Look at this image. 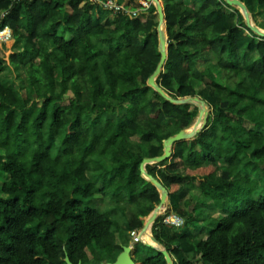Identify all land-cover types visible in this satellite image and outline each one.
I'll list each match as a JSON object with an SVG mask.
<instances>
[{
  "label": "trees",
  "instance_id": "1",
  "mask_svg": "<svg viewBox=\"0 0 264 264\" xmlns=\"http://www.w3.org/2000/svg\"><path fill=\"white\" fill-rule=\"evenodd\" d=\"M241 1L258 22L264 0ZM191 3L163 0L169 49L157 82L175 100L201 96L210 111L171 159L146 165L168 192L167 211L185 220L173 229L160 214L152 234L174 264H264V193L252 197L264 189V37L225 0ZM0 11V32L16 40L9 60L0 46V170L9 175L0 264L114 262L161 203L144 159L162 156L199 115L148 83L162 57L157 8L105 22L86 0H0ZM12 66L25 73L19 86L4 77ZM210 202L226 214L209 218ZM134 259L168 264L142 242Z\"/></svg>",
  "mask_w": 264,
  "mask_h": 264
},
{
  "label": "water",
  "instance_id": "2",
  "mask_svg": "<svg viewBox=\"0 0 264 264\" xmlns=\"http://www.w3.org/2000/svg\"><path fill=\"white\" fill-rule=\"evenodd\" d=\"M146 1H151L154 2L157 8V13L159 15V34H160V44H159V48L162 54L161 57V61L158 65L157 70L155 71V73L149 78L148 83L151 87H153L154 89H156L159 93H161L166 99L177 103V104H183V103H194V102H200L203 108H200L199 105L197 104V106L199 107V115H198V119L197 122L195 123V126L193 129H187V130H182L180 131L178 134L169 137L167 140L164 141V154L160 157H156V158H146L144 159L142 165H141V170L143 175L152 183H154L161 191L162 196H161V203L157 206V208L152 212L151 217L149 219L151 226L154 224L155 220L157 219V217L159 216V214H161V211L164 207L167 206L168 204V192L166 190V188L161 184V182L154 178L152 175H150L147 171H146V165L147 164H154V163H160L162 161H165L167 159H171L173 156V147L175 146L176 143L183 141V140H187V139H193L199 132H201L204 127L207 124L208 121V116H209V111H207L206 109V102L201 99V97L196 96V97H186L184 99H178L175 100L173 98H171L164 90L163 88L158 84L157 80L159 78V76L161 75V73L165 70V65L166 62L168 60V49H169V45H168V32L167 29H165V33L163 30V23L165 24V28H166V18H165V11H164V6L163 3L161 2V0H146ZM229 5L232 6H236L240 9V11H242L245 15V19H246V23L248 25V27L254 31L256 34H258L260 37H264V30H262L259 26L255 25L253 23V19H252V15L250 13V11L248 10L247 6L245 3H243L241 0H225ZM200 126V128L198 127ZM147 229V224H144V227L142 229V231H146ZM151 240L152 242H147V241H141L142 243H144L146 246L150 247V248H155L157 250H159L160 252H162L167 260L168 264H174V260L173 257L171 256V254L167 251V249H165L160 243L159 241L153 236V234H151ZM134 245H124L123 246V251L119 254V256L117 257L116 261L114 262H109L106 264H140L137 263L134 259ZM66 263L67 264H74L70 258L67 256L65 258ZM81 264V263H79Z\"/></svg>",
  "mask_w": 264,
  "mask_h": 264
},
{
  "label": "rangeland",
  "instance_id": "3",
  "mask_svg": "<svg viewBox=\"0 0 264 264\" xmlns=\"http://www.w3.org/2000/svg\"><path fill=\"white\" fill-rule=\"evenodd\" d=\"M138 1V0H137ZM161 2L163 3V0H161ZM188 3L190 2V1H187ZM103 15L104 16H109L110 15V13L109 12H105V11H103ZM143 16V18H145V16H146V14H143L142 15ZM158 16V15H157ZM156 16V17H157ZM0 17H2V13L0 12ZM111 18V17H110ZM111 19H113V18H111ZM252 19H253V17H252ZM263 20V22H264V11H262L260 14H258V19H257V21H262ZM253 23L255 24V25H257V26H259L258 25V23L257 22H255L254 21V19H253ZM262 30H264V28L262 29ZM12 31V30H11ZM15 44H16V40L12 37L7 43H0V46L2 47V48H4V54H5V58H6V60H9V56L13 53V49H14V46H15ZM257 54H254V57L256 56ZM215 73H216V76H217V78L219 79V80H221L222 79V76H223V72L220 70V69H217L216 71H215ZM25 76V73H24V71L21 69V68H15L14 66H12V67H10L8 70H7V72L6 73H4V77L5 78H9L11 81H14L15 82V84H16V86H19L20 85V83H21V81H22V78ZM199 97H201V96H199ZM202 99V98H201ZM194 104H198L199 105V107L200 108H203L202 107V105H201V103L200 102H194ZM206 109H207V111H210V108H209V106H208V104L206 103ZM197 119H198V117L196 118V120H195V122H194V124L190 127V129H193L194 128V126H195V123L197 122ZM199 128H200V126H198ZM247 127H249V128H252L253 126L250 124V123H247ZM140 139V136H136V137H134V138H132V141L133 142H136V141H138ZM0 156L1 157H3V159H5L6 157H5V150L3 149V148H1L0 147ZM221 164H224V162H221ZM9 180V175H8V173H6L5 171H3V170H0V197H2V198H6L7 196L4 194V192H3V187H4V185H5V183L7 182ZM264 193V189L263 188H259V189H257L253 194H252V197L254 198V199H257L261 194H263ZM98 201L101 203L102 202V196L101 195H98ZM244 204V203H243ZM242 203L239 205V206H237L236 208H233L230 212L231 213H233L235 210H237L238 208H240L242 205H243ZM205 210L207 211V214H208V217L209 218H216V220H218V219H220L221 217H223L226 213L224 212V211H222L221 209H219V211H221V212H217L218 210L215 208V205L212 203V202H210V203H208L207 205H206V208H205ZM152 214V213H151ZM151 214L144 220L145 221V224H148V222H149V219H150V217H151ZM160 215V214H159ZM151 225V223H149L148 224V226H147V229H146V231L144 232V237H145V240L147 241V242H152V240H151V234H152V227H153V225L152 226H150ZM130 244L131 245H134V249H133V251H135V243H133V241H131L130 242Z\"/></svg>",
  "mask_w": 264,
  "mask_h": 264
},
{
  "label": "built area",
  "instance_id": "4",
  "mask_svg": "<svg viewBox=\"0 0 264 264\" xmlns=\"http://www.w3.org/2000/svg\"><path fill=\"white\" fill-rule=\"evenodd\" d=\"M90 2L97 8H102L105 12H109L110 14L115 15H126L130 18L139 17L141 14L148 12L151 5H155L154 2L146 1V0H138L136 1L139 7L132 8L128 5V3H121L119 0H86ZM156 6V5H155ZM2 17L6 15V12H2ZM0 17V18H2ZM9 27H6L3 31L0 32V43H7L13 37V31ZM14 38V37H13ZM164 207L161 211L164 219L163 223L173 229H181L185 226V220L174 212H168L167 208ZM144 232L141 230H133L131 231V239L133 243L137 244L143 241Z\"/></svg>",
  "mask_w": 264,
  "mask_h": 264
},
{
  "label": "crops",
  "instance_id": "5",
  "mask_svg": "<svg viewBox=\"0 0 264 264\" xmlns=\"http://www.w3.org/2000/svg\"><path fill=\"white\" fill-rule=\"evenodd\" d=\"M135 1H137V0H135ZM178 2H185V3H188L187 1H190L189 3H188V5H192V3H191V0H177ZM122 3H128V0H123V2ZM262 11H264V7L263 8H261V10L259 11V13L258 14H260ZM98 13V12H97ZM98 15V17H102V20H103V22H105L109 17H111V18H113V16H112V14H110L108 17L107 16H104V15H102V16H100V14L98 13L97 14ZM257 19H258V15H257ZM259 22V23H258ZM257 23L258 24H261V23H264L263 22V20L262 21H258ZM260 27V26H259ZM261 29H263L262 27H260ZM246 34H248V32H246ZM168 205V204H167ZM215 208L218 210L217 212H221V211H219V209L215 206Z\"/></svg>",
  "mask_w": 264,
  "mask_h": 264
},
{
  "label": "bare ground",
  "instance_id": "6",
  "mask_svg": "<svg viewBox=\"0 0 264 264\" xmlns=\"http://www.w3.org/2000/svg\"><path fill=\"white\" fill-rule=\"evenodd\" d=\"M150 223V221L148 222V224ZM148 224H147V226H148Z\"/></svg>",
  "mask_w": 264,
  "mask_h": 264
}]
</instances>
